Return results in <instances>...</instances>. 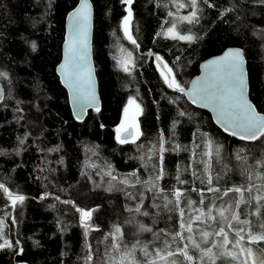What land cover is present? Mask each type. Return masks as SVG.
<instances>
[{
	"label": "trees",
	"instance_id": "obj_1",
	"mask_svg": "<svg viewBox=\"0 0 264 264\" xmlns=\"http://www.w3.org/2000/svg\"><path fill=\"white\" fill-rule=\"evenodd\" d=\"M77 2L0 0V71L7 73L0 77L5 97L0 102V183L13 194L25 196L24 203L13 208L0 190V218L5 221L6 238L13 244L19 241L14 248L0 249V264H85L86 244L92 246L94 260L98 259L96 252L103 255L111 242L104 237L114 225L121 227L128 245L136 240L141 244L153 241V232L160 229L178 230V213L165 210L163 200L153 192L142 185L126 188L119 179L111 180L105 174L111 170L113 176L123 178L136 172L142 180L147 179L151 165L143 167L139 157L161 133L168 140L166 147L180 144L189 149L165 153L168 175L160 185L166 190L177 185V165L184 168L189 164L191 149L202 144L204 134L223 146L220 163L214 161L215 173L224 175L225 165L231 169L219 182L222 188L245 183L235 158L241 148L248 157L243 167L254 166L256 160L264 158V141H242L218 128L207 111L167 87L153 56L147 54L152 50L161 56L185 86L198 73L201 60L228 46L240 47L247 62L250 98L264 113L261 0H208L213 7L198 0V22L180 26L182 33L190 31L196 37L192 42L162 34L172 19L167 13L177 11L170 0H133L130 30L135 45L121 29L129 6L122 0H91L92 53L101 107L99 112L88 111L82 121L72 117L66 90L55 71L65 16ZM190 10L180 9L179 14ZM125 65L130 71L123 70ZM129 97L143 109L139 117L143 136L137 144H120L115 128ZM181 111L186 115L180 116ZM153 162H157L155 157ZM182 178L189 183L178 187H202L190 171ZM128 192L137 199H129ZM140 193H144L141 212L147 211V216L126 211L139 202ZM188 198L199 201L191 191ZM64 200L85 210L96 209L91 225L99 231H90L85 240L79 213L73 204L62 203ZM154 204L161 207L157 209ZM140 224L153 231L139 232ZM138 258L143 259L139 254Z\"/></svg>",
	"mask_w": 264,
	"mask_h": 264
},
{
	"label": "snow or ice",
	"instance_id": "obj_2",
	"mask_svg": "<svg viewBox=\"0 0 264 264\" xmlns=\"http://www.w3.org/2000/svg\"><path fill=\"white\" fill-rule=\"evenodd\" d=\"M122 2L129 7L127 15L122 19L121 29L125 38L135 45L136 40L130 30L133 0H122ZM170 2L177 11L167 13L172 19L169 22L170 26L166 27L162 34L165 38L192 42L196 37L190 31L182 33L180 25L198 22L200 11L198 0H170ZM203 2L208 7H213L208 0ZM261 3H264V0H261ZM184 8L191 10L186 15H180L179 10ZM70 15L73 19L74 34L69 44V51L73 53L74 58L78 56L76 80L79 82L84 65L87 63V31L91 18L88 0H81L80 6ZM35 47L33 43L32 48L35 49ZM128 56L131 57V53ZM155 60L167 87L187 96L193 104L210 107L217 113V123L226 133L242 141H264V114L258 113L245 95V56L242 49H229L221 57L210 60L204 67L212 69L211 78H206L203 82L194 80L191 88L183 86L176 79L172 68L163 61L161 56L155 55ZM64 67V65L61 66L62 69ZM123 70L130 71L126 65ZM87 71L89 89L83 96L86 105H81L77 118H82L85 106H92L97 112L100 111L95 93L90 87L91 69L88 68ZM6 76L7 73L0 71V77ZM4 99L0 90V101ZM130 107L135 109L131 116L129 115ZM123 113L120 124L115 128L116 140L120 144H137L143 136L139 124L143 109L134 97H129ZM179 115L184 116L186 113L181 111ZM19 143L23 144L24 140L21 139ZM167 143L168 140L161 133L158 141L150 144L146 152L139 157L143 167L148 168L151 165L147 179L142 180L136 172L129 173L123 178L113 176L111 170L105 174L111 180L119 179V183L126 188L142 185L146 191L153 192L158 199L163 200L165 210L178 213V230L169 232L160 229L158 233L153 232V241L141 244L139 240H136L135 243L128 245L124 243V232L121 227L114 225L113 230L104 237L105 241L111 242L105 247L103 255L101 256L99 251L96 252L98 259L94 260L92 246L86 244L88 251L85 264H264V158L256 160L254 166L243 167L248 157L244 155L245 150L241 148L235 158L240 162V175L245 183L222 188L219 182L231 169L225 165L224 175L215 173L214 161L220 163L223 146L215 144L207 134H204L202 144H194L191 149L189 164L184 168L177 165L175 175L177 185L186 186L189 181L182 177L185 172L190 171L193 180L199 181L202 187L193 184L188 189L173 185L171 189L166 190L160 185V181L168 175L164 166L165 153L189 151L187 146L180 144L166 147ZM138 147L144 148V145H138ZM153 157L157 162H153ZM0 190H3L13 208L25 201L24 195L13 194L3 183H0ZM111 190L110 187L108 191ZM189 191L199 196L198 202L188 198ZM126 195L129 199H137L130 192ZM56 199L59 200V196ZM62 203L74 205L71 200H64ZM143 204L144 193H140L139 202L134 207H128L126 211L147 216L149 215L147 211L141 212ZM153 207L159 209L161 205L154 204ZM75 211L79 213L80 224L84 228V237L87 240L90 231H99L97 227L91 225L96 209L85 210L75 206ZM5 227V221L0 218V241H2L0 249L14 248L19 241L13 244L7 239ZM138 231L142 233L153 230L140 224ZM152 244L157 246L151 247ZM20 251L22 252L23 249ZM138 254L143 257L142 260L138 258Z\"/></svg>",
	"mask_w": 264,
	"mask_h": 264
},
{
	"label": "water",
	"instance_id": "obj_3",
	"mask_svg": "<svg viewBox=\"0 0 264 264\" xmlns=\"http://www.w3.org/2000/svg\"><path fill=\"white\" fill-rule=\"evenodd\" d=\"M80 3H81V0H78L77 4L72 9H70L65 16L64 39L61 44V56H60V60L58 61L55 67V71H56V74L58 75L59 81L61 85L63 86V88L66 90L67 100H68L69 108L71 111V115L77 121H82L87 115L88 111L95 110V107L85 106L83 108L82 118H77V114L81 111V105L82 104L86 105V101L83 99V96L85 92L89 89V84L87 83L88 68L91 69L90 87H91V90L95 93L96 102L98 103L99 107H101V101H100V96H99V91H98V81H97V77L95 73V65H94L93 53H92V34H93L94 11H93V4L91 0H88V4L90 5L91 18H90V22L88 26V31H87V63L84 65V71L81 73L82 78L79 82H77L76 80L78 56L74 58L73 53L69 51V44L74 34L73 19L70 14L75 12V10L80 6ZM236 48L241 49L238 46H228L224 48L220 53L206 57L203 60H201L198 65V73L189 79L185 87L191 88L192 81L194 80H199L203 82L206 78L210 79L212 76V69L205 68L204 66L210 60H214V59L221 57L227 50L236 49ZM147 54L153 56L154 62L157 65V62L155 60V55L157 54L152 50H149ZM62 65L65 66L63 69L61 68ZM244 71H245V86H246L245 95L247 99L250 101V103L255 107L256 111L260 114H264L258 111V109L256 108L255 104L253 103L249 95V78H248L246 58H245V63H244ZM0 90H2V94L4 95V87L1 82H0ZM185 97L190 103H192L191 100L187 96ZM193 105L200 109L207 111L211 119L213 120L214 124L221 130H223V127L217 123V119H216L217 113L216 112H214L210 107H202L198 103L193 104ZM248 142H254V141H248Z\"/></svg>",
	"mask_w": 264,
	"mask_h": 264
},
{
	"label": "rangeland",
	"instance_id": "obj_4",
	"mask_svg": "<svg viewBox=\"0 0 264 264\" xmlns=\"http://www.w3.org/2000/svg\"><path fill=\"white\" fill-rule=\"evenodd\" d=\"M181 25H182V24H181ZM181 25H180V26H181ZM169 26H170V25H169ZM121 62L123 63V60H122V59H120V64H121ZM126 104H127V102H126ZM126 104H125V106H126ZM125 106H124V107H125ZM123 109H124V108H123ZM134 111H135L134 107H130L129 115L131 116V115L134 113ZM123 116H124V113H123V110H122L121 118H120V121H119L118 125L120 124V122H121ZM118 125H117V126H118Z\"/></svg>",
	"mask_w": 264,
	"mask_h": 264
}]
</instances>
